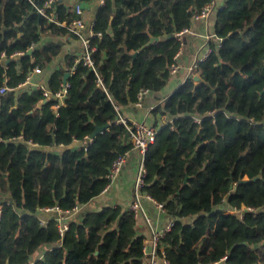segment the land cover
<instances>
[{"label":"trees","instance_id":"1","mask_svg":"<svg viewBox=\"0 0 264 264\" xmlns=\"http://www.w3.org/2000/svg\"><path fill=\"white\" fill-rule=\"evenodd\" d=\"M46 1L0 0V87L8 88L0 94V264H142L129 210L86 211L63 237L54 216L43 221L40 212L101 194L112 161L131 149L114 105L166 86L176 33L208 0H104L89 37L95 72L67 54L48 78L53 94L68 74L60 102L17 88L60 55L42 39L77 37L37 13ZM53 1L46 11L71 24L75 13ZM214 33L221 42H208L197 83L185 78L151 110L173 129L161 125L148 148L143 191L174 220L162 242L169 264H264V0H226ZM96 127L105 128L92 137Z\"/></svg>","mask_w":264,"mask_h":264},{"label":"built area","instance_id":"2","mask_svg":"<svg viewBox=\"0 0 264 264\" xmlns=\"http://www.w3.org/2000/svg\"><path fill=\"white\" fill-rule=\"evenodd\" d=\"M53 2V0H47L43 4V7L37 8V13L45 17L50 22H53L59 26L66 27L71 34H74L75 36H77V38L80 39L83 47V52L79 56V58L83 61L84 65L90 67L95 72L90 57V53L94 50V48L89 45V37L94 34V22H92L88 27H86L84 21L80 17L82 13L81 6L79 4H76L73 8V12L77 17L72 20L71 24L66 25L64 22H60L58 20V16L56 13H48L46 11L49 8L50 4H52ZM101 3H104V0H101ZM221 7H218L216 0H208V2L197 13L194 14L193 18L195 20H204L208 18L216 9H220ZM185 32H188V28H185L182 31L176 33V38L180 40V36ZM96 34L98 36L100 35V33ZM210 53L211 47L206 46L204 48L203 53L197 58H195L193 62L186 68L188 76H195L201 63L204 62V60L209 56ZM22 54V52H16L12 54V56ZM178 56L179 51L174 55L173 62L169 66V73L172 75L177 74L181 68L180 64L177 62ZM5 58V52H1L0 62ZM73 70L74 68L72 67L71 72H73ZM40 72V69L38 67H35L32 72H29L26 78L18 84L17 88L26 84L29 81L32 73L38 74ZM96 83L102 86L101 79L98 76ZM35 87L36 89L42 91L43 96H53L55 98H58L60 102L64 98L69 85L68 83H62L60 85V88L53 94L49 92L43 85H37ZM6 90H8L6 86L0 87V94L4 93ZM149 92L150 91L148 89H139L137 92L135 105L138 107L142 106V102ZM58 106L59 104L55 105V107ZM114 109L117 113V118L115 120L116 123H119L125 127L128 142L131 144V148L136 150L139 155L132 186V200L127 205L126 210L132 212L135 220L140 219L147 230V236L143 239L142 242V264H169L168 258L164 251V247L162 246V242L166 234L171 230L174 224V220L168 219L167 222L162 226L159 224L158 219H153L146 211L144 202L147 201L153 204L156 210L163 215H165L164 205L163 203L156 201L153 197L143 191L147 177L145 156L149 146L155 142L156 133L160 126L150 125L145 121L128 120L121 114V109L118 105H114ZM193 120L196 123L200 122L199 117H193ZM167 124L169 125V129H173L171 121ZM125 154L118 156L112 161L107 174L108 182L106 183L102 192H106L108 190L113 180L120 173L122 166L125 162ZM79 209L80 206H74L70 210H63L55 206L43 208V212L54 214V219L57 222L59 236L63 237L64 233L68 230V221L73 215H75L79 211ZM236 211L237 210H235L234 212Z\"/></svg>","mask_w":264,"mask_h":264},{"label":"crops","instance_id":"3","mask_svg":"<svg viewBox=\"0 0 264 264\" xmlns=\"http://www.w3.org/2000/svg\"><path fill=\"white\" fill-rule=\"evenodd\" d=\"M64 6L73 8L76 4H79L82 9L80 15L81 19L84 21L85 26L88 27L95 18V15L100 8L101 0H59ZM226 0H216L218 7L224 5ZM216 9L208 18L204 20H195L193 18L188 32L183 33L180 36V49L177 62L180 64L181 68L179 72L175 75L170 74L169 82L166 86L157 94L149 92L142 102V106L138 107L135 103L128 107H122L121 114L128 120H138L145 121L146 123L154 126H161L167 124L172 119L166 116L157 115L152 116L151 110L166 96L171 94L185 78L190 77L187 74L186 68L193 62L195 58L200 56L204 48L208 45V42H212L215 46H219L221 39L217 38L214 33L215 19H216ZM55 42L60 48V55L55 58L48 70L41 71L38 74L32 73L29 81L20 86L19 88H30L34 89L37 85H43L46 87L48 78L54 70L63 66L64 57L67 54L79 57L83 52V47L79 38L70 37L65 35L63 37H46L42 39L43 45L45 42ZM198 76L196 73L194 77ZM197 83V81H195ZM49 91V90H48ZM50 92V91H49ZM77 145V144H76ZM51 151H58V147H50ZM139 159L138 152L134 149H130L125 154V162L122 166L120 173L113 180L112 184L106 192H101V194L96 197L90 204L85 206H80L79 211L73 215L70 219H78L80 216L89 210H100L103 207H120L122 210L127 209V205L132 200V186L135 176L136 164ZM144 205L146 211L153 219H158L160 225H164L167 222V217L160 214L153 204L145 201ZM41 218L45 221L49 216L53 217V213L40 212ZM136 234L142 236L144 239L147 236V230L140 219L136 220ZM41 254V253H40Z\"/></svg>","mask_w":264,"mask_h":264},{"label":"water","instance_id":"4","mask_svg":"<svg viewBox=\"0 0 264 264\" xmlns=\"http://www.w3.org/2000/svg\"><path fill=\"white\" fill-rule=\"evenodd\" d=\"M157 40V38H151L150 39V41H149V43H152V42H154V41H156ZM31 53V50H28L26 53H25V55H28V54H30ZM134 55H136V53H134ZM21 56V55H20ZM22 56H23V54H22ZM67 76H68V74L66 73L65 75H64V77H63V79H62V83L63 84H65L66 83V78H67ZM194 80L195 81H198V77L196 76V77H194ZM105 127H96L95 128V130H94V132H93V134H92V137L93 136H95V135H97L98 133H100L103 129H104ZM127 138V135H125V139ZM89 139H87L86 141H88ZM254 179H257V177H255Z\"/></svg>","mask_w":264,"mask_h":264},{"label":"rangeland","instance_id":"5","mask_svg":"<svg viewBox=\"0 0 264 264\" xmlns=\"http://www.w3.org/2000/svg\"><path fill=\"white\" fill-rule=\"evenodd\" d=\"M241 212H243V210L241 209V210H237L236 211V213H238V214H241Z\"/></svg>","mask_w":264,"mask_h":264}]
</instances>
